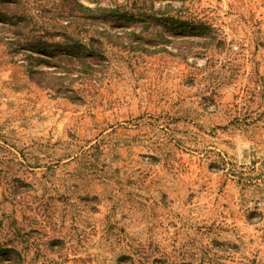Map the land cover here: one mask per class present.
<instances>
[{
  "label": "rangeland",
  "instance_id": "obj_1",
  "mask_svg": "<svg viewBox=\"0 0 264 264\" xmlns=\"http://www.w3.org/2000/svg\"><path fill=\"white\" fill-rule=\"evenodd\" d=\"M65 1L0 0V264H264V0Z\"/></svg>",
  "mask_w": 264,
  "mask_h": 264
},
{
  "label": "trees",
  "instance_id": "obj_2",
  "mask_svg": "<svg viewBox=\"0 0 264 264\" xmlns=\"http://www.w3.org/2000/svg\"><path fill=\"white\" fill-rule=\"evenodd\" d=\"M142 2H144L142 0ZM5 8L3 11H0V16L2 19H5L8 21V24H6L5 27H7L11 32H13L16 36H17V40L22 41L23 38L26 41V43H24V45L31 50H36L39 51L41 48V39L39 36L38 38H32V40H28L25 37H22L24 34L25 29L27 28L28 25V20L24 17L21 18V16L18 13V4L13 2L10 4L6 3L4 4ZM65 8L68 9L70 14H78L80 16H82V18H95L97 16H114V17H122L128 20H139L142 24L141 29L142 30H147V23L148 22V18L152 17L153 14H156L155 12L157 11L158 13H161L162 10L157 9L154 10L153 8L148 7L146 4H144L142 11H139L138 9L135 10V3L133 2L131 4V6H129V2L127 4H121V5H115L113 7H109V6H99L97 8H92L90 6L84 5L80 2H78L77 0H70V1H65V4L63 5ZM129 6V7H128ZM149 11V12H148ZM146 28V29H144ZM97 32V30H95ZM98 33V32H97ZM99 34V33H98ZM105 37H109V36H105ZM69 45H72L74 47H77L80 51V56H78V65L81 66V68H87L89 67L90 69H92V65L90 63H88L87 61H92L94 62V58H91L90 55L95 56L98 55V53H100V42L97 41V43L94 40H91L88 43L85 44H77V43H73V42H68ZM45 51L47 53H50V50H42ZM38 59L41 60H45L48 61L45 58H40L38 57ZM66 59V63L67 64H72L74 65L75 61L72 59V57L68 56ZM33 73H36L38 75H41L43 73V71L40 70H31Z\"/></svg>",
  "mask_w": 264,
  "mask_h": 264
}]
</instances>
